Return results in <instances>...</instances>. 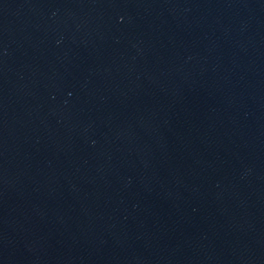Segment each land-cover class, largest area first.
I'll use <instances>...</instances> for the list:
<instances>
[{"label": "water", "instance_id": "1", "mask_svg": "<svg viewBox=\"0 0 264 264\" xmlns=\"http://www.w3.org/2000/svg\"><path fill=\"white\" fill-rule=\"evenodd\" d=\"M0 264H264V0H0Z\"/></svg>", "mask_w": 264, "mask_h": 264}]
</instances>
